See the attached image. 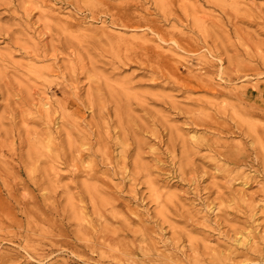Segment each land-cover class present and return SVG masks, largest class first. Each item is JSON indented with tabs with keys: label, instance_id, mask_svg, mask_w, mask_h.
<instances>
[{
	"label": "rangeland",
	"instance_id": "rangeland-1",
	"mask_svg": "<svg viewBox=\"0 0 264 264\" xmlns=\"http://www.w3.org/2000/svg\"><path fill=\"white\" fill-rule=\"evenodd\" d=\"M0 264H264V0H0Z\"/></svg>",
	"mask_w": 264,
	"mask_h": 264
},
{
	"label": "bare ground",
	"instance_id": "bare-ground-1",
	"mask_svg": "<svg viewBox=\"0 0 264 264\" xmlns=\"http://www.w3.org/2000/svg\"><path fill=\"white\" fill-rule=\"evenodd\" d=\"M41 110L47 115V117H50V103L48 101H41L40 103ZM53 135V133H51ZM212 213L215 212L214 208H211L210 210Z\"/></svg>",
	"mask_w": 264,
	"mask_h": 264
}]
</instances>
